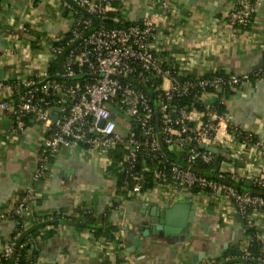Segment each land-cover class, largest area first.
Masks as SVG:
<instances>
[{"label":"crops","instance_id":"1","mask_svg":"<svg viewBox=\"0 0 264 264\" xmlns=\"http://www.w3.org/2000/svg\"><path fill=\"white\" fill-rule=\"evenodd\" d=\"M105 1L123 21L153 20L154 49L166 64L181 72L197 76L214 71L251 74L249 81L222 96L224 109L233 126L264 141V73L252 75L264 67V0L245 28L228 22L235 0ZM69 3L0 0V81L4 82L0 101L10 98L14 103L13 87L49 59L46 41L69 28L71 12L65 11ZM23 25L29 28L28 33L23 32ZM11 126L10 112L0 109V213L31 189L26 197L27 216L32 221L17 229L14 218L0 219V251L16 232L18 242L24 231L37 225L42 227L33 246L35 264H203L232 245L245 247L242 221L232 207L223 211L218 198L184 193L165 198L164 190L132 196L118 189L106 158H98L94 152L64 146L51 158L46 174L35 181L33 172L41 156L44 127L32 117L22 131L12 134ZM251 149L247 147L244 162L233 149L236 160L220 158L219 166L234 169L233 164L241 167L242 162L255 171L259 161ZM189 200L196 204L195 221L184 229L190 236L180 240L162 232L143 234L152 207L165 209ZM79 207L96 216L103 214L114 228L108 235L98 236L78 226L68 217L76 215ZM255 226L264 250L263 216L256 218Z\"/></svg>","mask_w":264,"mask_h":264},{"label":"built area","instance_id":"2","mask_svg":"<svg viewBox=\"0 0 264 264\" xmlns=\"http://www.w3.org/2000/svg\"><path fill=\"white\" fill-rule=\"evenodd\" d=\"M262 1L235 0L229 24L247 27ZM163 6L168 8L165 3ZM67 8L70 26L46 41L49 59L44 66L13 87V91L23 87L17 102L0 101V109L11 114L12 134L22 131L30 117L44 127L33 179L38 181L46 174L50 157L60 148L72 146L106 158L110 170L115 169V175L121 177L123 192L132 196L164 190L165 198L183 193L218 198L223 211L232 207L249 225H255L259 215L264 217V198L250 191L251 185L264 188V141L233 126L227 113L217 110L219 100L214 92L235 90L249 81L251 74L183 73L166 64L154 49L153 20L108 26L106 14L113 6L105 0H70ZM82 10L93 15L96 24ZM23 32H29L25 25ZM263 73L264 67L252 75ZM3 85L0 81V87ZM205 146L217 148L219 159L233 161V149L243 161L251 147L259 168L251 171L239 162L241 167L233 164L234 169L222 165L207 175L199 173L198 167L219 163V159L214 163L216 153ZM31 193L29 189L26 196ZM26 196L1 212L0 219L20 217L22 225L27 224L30 210ZM15 235L3 244L0 264H8L3 259L9 258L16 246L25 247V242L15 241Z\"/></svg>","mask_w":264,"mask_h":264},{"label":"trees","instance_id":"3","mask_svg":"<svg viewBox=\"0 0 264 264\" xmlns=\"http://www.w3.org/2000/svg\"><path fill=\"white\" fill-rule=\"evenodd\" d=\"M38 0H34L36 2ZM65 11H69V9H65ZM106 17V24L108 26L112 27H120V26H127L130 24V22L123 21L120 18V15L118 12L115 11H108ZM215 72H212L208 75H212ZM23 87L18 88L16 91H13L12 98H15L14 103L18 101V92L22 90ZM230 91H226L224 89H216L214 92H216L217 99L220 102V99L222 98L225 93L228 94ZM9 103L11 102V99H6ZM216 102V100H215ZM217 105V110L220 112H224V103H219ZM28 120V118H27ZM26 120V121H27ZM52 157H50L51 160ZM219 166V163L217 164H211L208 166H200L197 168V172L202 174H209L211 171L214 172L215 169H217ZM112 169V173L115 174V169ZM117 179V186L118 189L122 190L121 185V177L118 175L116 176ZM228 182V181H226ZM232 183V182H229ZM152 184V183H151ZM150 184V185H151ZM233 184V183H232ZM237 189H242L243 187L241 184H233ZM251 194L253 195H259L264 198V188H261L256 185L250 186ZM123 191V190H122ZM76 215H69L68 218H70L75 224H77L80 227H86L89 230H91L95 235H108L107 231L114 228V226L109 225L107 222L106 217L101 214L99 216L93 215L89 210H87L84 207H79L77 209ZM248 214H251V211L248 210ZM65 217V216H64ZM67 217V216H66ZM14 219L18 222L17 229L21 228L22 222L20 217H14ZM53 219H58L57 217L53 216ZM32 221L31 217L27 216L26 222ZM244 236L247 238V244L244 250L237 246L232 245L228 248H226L220 256L211 258L210 260L205 261L203 264H264V261H261L259 259L264 258V250H263V243L259 237V230L256 228L254 224H247L246 221H243L241 223ZM42 227L40 225L37 226H30V228L27 231L23 232V235L21 239L17 243L25 242L26 245L23 248H15L13 254L7 258L3 259V262L8 264H14V260L17 259L16 264H35V256H34V244L36 236H38V229ZM260 257V258H259ZM259 258V259H258ZM107 264V263H104Z\"/></svg>","mask_w":264,"mask_h":264},{"label":"water","instance_id":"4","mask_svg":"<svg viewBox=\"0 0 264 264\" xmlns=\"http://www.w3.org/2000/svg\"><path fill=\"white\" fill-rule=\"evenodd\" d=\"M82 12L89 16L93 22L96 24V18L82 10ZM58 110V108H55ZM56 119V116H54ZM155 124L156 129H159V117L158 114L155 113ZM206 149L216 153L217 148L205 146ZM219 159V155L216 153L214 163H217ZM196 204L189 200L186 203H174L168 208L160 209L157 207H152L151 209V217L148 219V223L143 225L144 235H148L151 233L158 234L162 232L165 235H175L178 236L180 240H183L185 237L190 236V234H186L184 229L187 227L188 223L195 221V213Z\"/></svg>","mask_w":264,"mask_h":264}]
</instances>
